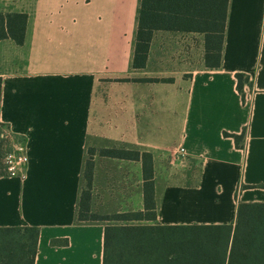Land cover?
<instances>
[{"label": "crops", "instance_id": "crops-1", "mask_svg": "<svg viewBox=\"0 0 264 264\" xmlns=\"http://www.w3.org/2000/svg\"><path fill=\"white\" fill-rule=\"evenodd\" d=\"M140 4L0 0L1 13L28 15L23 44L0 41V121L29 157L0 177V227L40 228L35 264H103L109 225H232L228 264L239 205L264 203V0H229L219 69L206 66L205 33L168 30L134 68ZM226 132H245L243 146ZM91 148V211H145L143 162L99 151H147L155 219L79 220Z\"/></svg>", "mask_w": 264, "mask_h": 264}, {"label": "trees", "instance_id": "trees-1", "mask_svg": "<svg viewBox=\"0 0 264 264\" xmlns=\"http://www.w3.org/2000/svg\"><path fill=\"white\" fill-rule=\"evenodd\" d=\"M229 0H141L133 67H145L155 31L205 33V63L209 69H219L223 63ZM28 15L0 12V41H25ZM238 90L245 100V85L250 77L236 75ZM172 81V79H149ZM0 77V107L2 101ZM8 128L0 121V177L11 176L5 157L12 151L5 138ZM9 129V128H8ZM233 137L243 146L242 135ZM18 141L25 138L16 134ZM100 154L143 162L145 211L99 215L91 211L94 179V155L89 150L84 172V187L79 206V220L130 221L155 219V168L151 152L121 149H101ZM261 187L264 188V185ZM232 225H109L105 229L103 264H226ZM40 228L36 226L0 227V264H35ZM228 264H264V203H241L235 226Z\"/></svg>", "mask_w": 264, "mask_h": 264}, {"label": "built area", "instance_id": "built-area-1", "mask_svg": "<svg viewBox=\"0 0 264 264\" xmlns=\"http://www.w3.org/2000/svg\"><path fill=\"white\" fill-rule=\"evenodd\" d=\"M5 133V136L8 138L11 131L6 128ZM177 153L184 155L186 153V149L183 146H180L177 149ZM28 161L29 157L27 154L26 142L18 141L16 139L13 140L12 151L9 152L5 157V163L7 165L8 171L11 173V175H19L25 169L26 165L28 164Z\"/></svg>", "mask_w": 264, "mask_h": 264}, {"label": "rangeland", "instance_id": "rangeland-1", "mask_svg": "<svg viewBox=\"0 0 264 264\" xmlns=\"http://www.w3.org/2000/svg\"><path fill=\"white\" fill-rule=\"evenodd\" d=\"M5 138L7 139V140H9V142H10V145H11V147L13 148V140H15L16 138L10 133L9 134V136H8V138L5 136Z\"/></svg>", "mask_w": 264, "mask_h": 264}]
</instances>
